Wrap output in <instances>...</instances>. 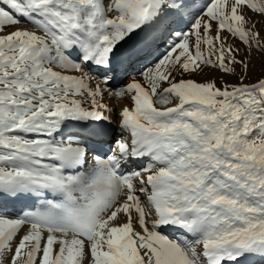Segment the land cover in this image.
I'll return each instance as SVG.
<instances>
[{"label": "snow or ice", "instance_id": "1", "mask_svg": "<svg viewBox=\"0 0 264 264\" xmlns=\"http://www.w3.org/2000/svg\"><path fill=\"white\" fill-rule=\"evenodd\" d=\"M0 264H264V0H0Z\"/></svg>", "mask_w": 264, "mask_h": 264}, {"label": "rangeland", "instance_id": "2", "mask_svg": "<svg viewBox=\"0 0 264 264\" xmlns=\"http://www.w3.org/2000/svg\"><path fill=\"white\" fill-rule=\"evenodd\" d=\"M254 63V75H253V79H255V76L259 75L260 73V64H259V60L254 59L253 61ZM137 78H139L137 76ZM194 79L197 80H204L207 77L205 76H197V77H193ZM230 82H234L231 81ZM249 81H246V83ZM106 102L109 104V106L112 108L117 107L116 108V112L114 114H109V113H105V115H110L111 116V121H112V126L118 128L119 126V111L122 109L123 105L124 106H129V101L127 99H117V100H106ZM110 103H115V105H110Z\"/></svg>", "mask_w": 264, "mask_h": 264}, {"label": "bare ground", "instance_id": "3", "mask_svg": "<svg viewBox=\"0 0 264 264\" xmlns=\"http://www.w3.org/2000/svg\"><path fill=\"white\" fill-rule=\"evenodd\" d=\"M110 105H115V103H110ZM112 107V106H111ZM123 107H124V105H123ZM117 107H114V109H116Z\"/></svg>", "mask_w": 264, "mask_h": 264}]
</instances>
